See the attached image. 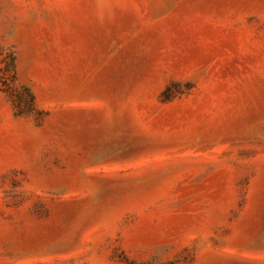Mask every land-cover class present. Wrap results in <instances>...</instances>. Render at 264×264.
I'll list each match as a JSON object with an SVG mask.
<instances>
[{
  "label": "rangeland",
  "instance_id": "374dc122",
  "mask_svg": "<svg viewBox=\"0 0 264 264\" xmlns=\"http://www.w3.org/2000/svg\"><path fill=\"white\" fill-rule=\"evenodd\" d=\"M0 264H264V0H0Z\"/></svg>",
  "mask_w": 264,
  "mask_h": 264
},
{
  "label": "trees",
  "instance_id": "16d2710c",
  "mask_svg": "<svg viewBox=\"0 0 264 264\" xmlns=\"http://www.w3.org/2000/svg\"><path fill=\"white\" fill-rule=\"evenodd\" d=\"M27 92L30 96L27 104L30 107L34 105V98L30 91L17 82L15 69V55L13 50L0 48V92L8 94L12 101L19 105L21 103V90Z\"/></svg>",
  "mask_w": 264,
  "mask_h": 264
}]
</instances>
